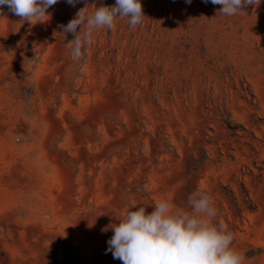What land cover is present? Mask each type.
Listing matches in <instances>:
<instances>
[{
  "label": "rangeland",
  "instance_id": "1",
  "mask_svg": "<svg viewBox=\"0 0 264 264\" xmlns=\"http://www.w3.org/2000/svg\"><path fill=\"white\" fill-rule=\"evenodd\" d=\"M140 2L80 62L60 26L115 0H58L36 25L0 8V264H122L110 225L197 190L264 264V0Z\"/></svg>",
  "mask_w": 264,
  "mask_h": 264
},
{
  "label": "clouds",
  "instance_id": "2",
  "mask_svg": "<svg viewBox=\"0 0 264 264\" xmlns=\"http://www.w3.org/2000/svg\"><path fill=\"white\" fill-rule=\"evenodd\" d=\"M75 7L80 0H66ZM192 0H186L191 4ZM208 3L209 0H204ZM221 5L220 13L234 16L248 5L258 7L261 0H210ZM58 0H0V8L7 7L14 15L30 25L50 19L48 9ZM127 18L130 27L143 23L140 0H115L114 6H100L91 13L81 8L67 25H61L64 39L74 36L68 44L73 61L84 58L85 46L94 43V32L114 30L117 18ZM79 27V31H77ZM151 213L145 206L128 211L115 226L108 249L122 264H244L243 253L231 247L234 234L226 224L215 223L218 209L213 198L197 190L188 197V209L177 208L168 200H160Z\"/></svg>",
  "mask_w": 264,
  "mask_h": 264
},
{
  "label": "trees",
  "instance_id": "3",
  "mask_svg": "<svg viewBox=\"0 0 264 264\" xmlns=\"http://www.w3.org/2000/svg\"><path fill=\"white\" fill-rule=\"evenodd\" d=\"M189 171H190V168H189Z\"/></svg>",
  "mask_w": 264,
  "mask_h": 264
}]
</instances>
